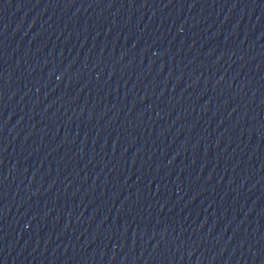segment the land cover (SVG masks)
<instances>
[{
    "label": "water",
    "instance_id": "obj_1",
    "mask_svg": "<svg viewBox=\"0 0 264 264\" xmlns=\"http://www.w3.org/2000/svg\"><path fill=\"white\" fill-rule=\"evenodd\" d=\"M0 264H264V0H0Z\"/></svg>",
    "mask_w": 264,
    "mask_h": 264
}]
</instances>
